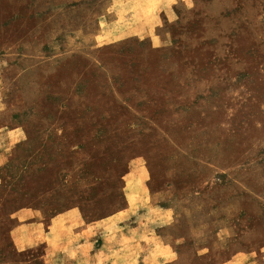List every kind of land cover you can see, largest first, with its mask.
Listing matches in <instances>:
<instances>
[{
    "label": "rangeland",
    "instance_id": "1",
    "mask_svg": "<svg viewBox=\"0 0 264 264\" xmlns=\"http://www.w3.org/2000/svg\"><path fill=\"white\" fill-rule=\"evenodd\" d=\"M140 3L0 0V264H59L134 177L159 264L264 260V0Z\"/></svg>",
    "mask_w": 264,
    "mask_h": 264
},
{
    "label": "crops",
    "instance_id": "2",
    "mask_svg": "<svg viewBox=\"0 0 264 264\" xmlns=\"http://www.w3.org/2000/svg\"><path fill=\"white\" fill-rule=\"evenodd\" d=\"M132 1L142 4L128 13L129 19L136 18L139 11L143 12L149 6L162 2V0ZM126 199V208L102 219L97 224L80 228L77 234L67 235L60 232L59 238L62 240L60 239L58 244L63 243V245H60L58 251L64 252L59 264H159L172 257L173 249L164 237L153 229V226H158V220L165 219L164 215L168 217V211L160 209L154 214L153 210H150L148 214L142 215L141 210L147 208L150 201V192L145 188L140 177L128 181ZM32 214L34 213L31 212ZM71 218L68 223L83 226L81 217L71 215ZM54 221L57 225V222H60L58 217ZM30 225L32 227L26 224L30 228V235L39 232L35 224ZM63 227L65 228V225ZM149 227L151 229H148ZM58 228L60 230L59 225ZM23 240L25 241L26 238ZM97 241H99L98 245ZM228 264H264V260L256 259L251 254H243L234 256Z\"/></svg>",
    "mask_w": 264,
    "mask_h": 264
}]
</instances>
